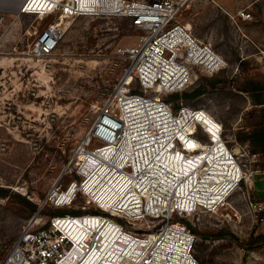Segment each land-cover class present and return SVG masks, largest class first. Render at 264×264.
Segmentation results:
<instances>
[{
	"label": "built area",
	"instance_id": "obj_1",
	"mask_svg": "<svg viewBox=\"0 0 264 264\" xmlns=\"http://www.w3.org/2000/svg\"><path fill=\"white\" fill-rule=\"evenodd\" d=\"M13 1L0 0V11L6 13ZM16 1L21 14L55 16L57 21L40 33L42 52L58 47L63 20L73 17L128 18L143 34L135 44L119 48L128 62L126 73L73 152L69 167L75 179L48 192L4 264H200L197 237L182 219L217 209L245 178L241 173L218 179L217 165L203 167L197 131L210 147L217 143L197 120L207 112L176 111L166 98L202 75L218 74L228 60L178 20L180 0ZM135 84L140 92L133 91ZM214 120L219 146L238 163L223 126ZM214 153L220 156L217 149ZM46 208L81 213L45 219L41 212Z\"/></svg>",
	"mask_w": 264,
	"mask_h": 264
},
{
	"label": "rangeland",
	"instance_id": "obj_2",
	"mask_svg": "<svg viewBox=\"0 0 264 264\" xmlns=\"http://www.w3.org/2000/svg\"><path fill=\"white\" fill-rule=\"evenodd\" d=\"M179 3L178 20L189 24L199 40L228 54L229 66L214 76L202 75L167 102L176 111L204 110L216 119L245 178L225 205L182 221L197 237L200 264H264V245L247 250L230 238L202 237L264 234V154L235 139L260 113L251 86H264V0ZM12 4L6 13L0 11V188L11 191L0 196V264L48 192L75 179L69 167L73 152L126 73L128 62L119 48L143 34L128 18L73 17L63 20L58 47L42 52L40 33L57 21L55 16L21 14L17 1ZM133 91L140 92L137 84ZM196 136L208 142L200 129ZM24 199L38 208L32 211ZM50 211L56 209L46 208L41 215L47 219Z\"/></svg>",
	"mask_w": 264,
	"mask_h": 264
},
{
	"label": "trees",
	"instance_id": "obj_3",
	"mask_svg": "<svg viewBox=\"0 0 264 264\" xmlns=\"http://www.w3.org/2000/svg\"><path fill=\"white\" fill-rule=\"evenodd\" d=\"M251 91L253 92L251 96L253 100V104L257 107H260V113L256 118H252L251 122L249 123L247 127H245L243 130L239 131L236 134L235 139L238 142H244V143L249 142L255 153L264 154V86L253 85V87L251 86ZM199 92L200 91H198L196 94H198ZM10 194H11L10 190L0 188V196L4 197ZM24 200L26 204L30 207V209H32V211H35L38 208L35 204L31 203L30 201H27L26 199ZM49 213H51L52 215H64L68 213L79 214L81 212L80 211L56 210V211H50ZM186 223L190 226L188 222ZM202 237L204 240L205 239L213 240V238L214 239L230 238L234 240L239 246L247 250H251V249L264 245V234L263 233L257 234L254 232L247 239H240L239 237H237L236 235L232 233H222V234L215 235L212 237L202 235Z\"/></svg>",
	"mask_w": 264,
	"mask_h": 264
},
{
	"label": "bare ground",
	"instance_id": "obj_4",
	"mask_svg": "<svg viewBox=\"0 0 264 264\" xmlns=\"http://www.w3.org/2000/svg\"><path fill=\"white\" fill-rule=\"evenodd\" d=\"M184 25L185 27L190 29L189 24H184ZM210 117L211 119H209V117L205 115L204 112L202 115L197 116V120L203 121L204 125L215 134L216 139L215 138L214 139L217 141V143L215 144L216 146L213 148L210 147V142L209 143L201 142V145L203 147V152H202L203 159H201L202 162L201 164L206 169H209V166L213 167L217 165L219 167L217 172L220 174V176L217 177L218 179H220L221 176L224 175L228 176L230 174H231L230 176L232 177L238 176L242 173L241 168L238 165V163L235 161L234 157L231 156L230 151H227L223 144L219 146L220 140L218 139L219 137V133L217 132L218 127H216L217 124L214 118H212V116ZM214 149H217L218 155H220L219 157L214 153ZM162 164L166 165V162ZM221 200L222 202L220 203V205H223L227 200V198L224 199V197H222ZM210 211H212V209H210Z\"/></svg>",
	"mask_w": 264,
	"mask_h": 264
},
{
	"label": "crops",
	"instance_id": "obj_5",
	"mask_svg": "<svg viewBox=\"0 0 264 264\" xmlns=\"http://www.w3.org/2000/svg\"><path fill=\"white\" fill-rule=\"evenodd\" d=\"M227 60H229L228 54H226L223 50L217 49Z\"/></svg>",
	"mask_w": 264,
	"mask_h": 264
}]
</instances>
